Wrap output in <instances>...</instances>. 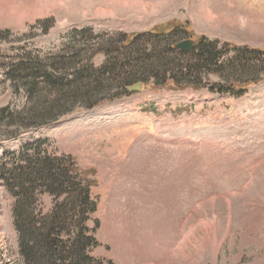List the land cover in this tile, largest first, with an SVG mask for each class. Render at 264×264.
Instances as JSON below:
<instances>
[{
  "label": "rangeland",
  "instance_id": "374dc122",
  "mask_svg": "<svg viewBox=\"0 0 264 264\" xmlns=\"http://www.w3.org/2000/svg\"><path fill=\"white\" fill-rule=\"evenodd\" d=\"M175 25L218 40L223 51L226 43L264 49V0H0V109L25 104L5 81L19 56L50 62L83 47L90 53L77 66L99 68L111 38L121 48L138 33ZM75 29L91 32L69 37ZM217 76L207 71L204 81ZM142 83L39 129L1 127L0 264H24L16 199L2 174L11 154L31 143L71 155L92 182L98 205L88 226L98 245L90 254L98 262L264 264V81L240 97ZM54 202L42 193L36 208L48 213Z\"/></svg>",
  "mask_w": 264,
  "mask_h": 264
},
{
  "label": "trees",
  "instance_id": "16d2710c",
  "mask_svg": "<svg viewBox=\"0 0 264 264\" xmlns=\"http://www.w3.org/2000/svg\"><path fill=\"white\" fill-rule=\"evenodd\" d=\"M166 30L132 35L121 48L116 46L118 39L111 38L101 49L107 60L99 68L87 63L77 66L76 59L90 53L83 47L63 49L50 62L31 53L17 57L7 68L5 81L16 94L23 92L26 101L16 110L0 109V131L2 126L31 130L48 126L78 107L90 109L128 95V87L138 82L173 90L208 88L212 93L240 97L250 85L264 81V49L226 43L223 51L218 40L205 35L195 38L186 25ZM87 32L91 30L75 29L69 37ZM175 38L180 40L172 44ZM186 39L195 42L191 51L175 48ZM140 40L150 46L142 48ZM207 71L220 81L208 85L204 81ZM39 146L31 143L11 154L14 163L2 174L16 199L13 215L24 264H114L98 262L90 254L98 245L88 226L98 205L91 193L92 182L78 172L71 155L46 153ZM42 193L55 199L48 213L36 208Z\"/></svg>",
  "mask_w": 264,
  "mask_h": 264
},
{
  "label": "water",
  "instance_id": "95a60500",
  "mask_svg": "<svg viewBox=\"0 0 264 264\" xmlns=\"http://www.w3.org/2000/svg\"><path fill=\"white\" fill-rule=\"evenodd\" d=\"M176 49H181L184 50L186 52L191 51L194 48V41L191 39L179 42L175 45ZM143 89V83L142 82H138L132 86L128 87V90L130 92H134V91H141Z\"/></svg>",
  "mask_w": 264,
  "mask_h": 264
},
{
  "label": "bare ground",
  "instance_id": "6f19581e",
  "mask_svg": "<svg viewBox=\"0 0 264 264\" xmlns=\"http://www.w3.org/2000/svg\"><path fill=\"white\" fill-rule=\"evenodd\" d=\"M101 2H103V1H101ZM129 2V1H128ZM110 3V2H109ZM112 3V2H111ZM131 3V2H130ZM123 4H125V3H123ZM101 5V4H100ZM127 5V4H126ZM104 6V5H103ZM124 6V5H123ZM103 9V8H102ZM254 158V157H253ZM256 167V166H255ZM253 179V178H252ZM252 187V186H251Z\"/></svg>",
  "mask_w": 264,
  "mask_h": 264
}]
</instances>
